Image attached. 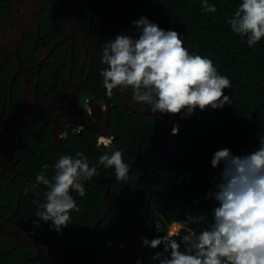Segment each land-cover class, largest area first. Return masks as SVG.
I'll use <instances>...</instances> for the list:
<instances>
[{"label": "flooded vegetation", "instance_id": "flooded-vegetation-1", "mask_svg": "<svg viewBox=\"0 0 264 264\" xmlns=\"http://www.w3.org/2000/svg\"><path fill=\"white\" fill-rule=\"evenodd\" d=\"M22 1L0 0V46L6 43L5 23L10 22L11 17H15L16 23H23L20 15L24 8L19 6ZM70 1L48 0L41 7L37 17L31 16L24 23L21 38L17 44V52L16 38L13 39V45L7 46V50L11 48L15 52H9L7 61L0 73V80L2 81H4L3 76L10 74L7 83L8 88L3 92L8 95V98L3 93H0V159H3L7 142L13 136L19 123L18 115L21 113L25 114L24 90L26 88L30 89L39 103L55 102V104L51 111L41 114L28 127L24 137L17 143L12 158L8 161L2 160L3 162L0 160V228L1 225H4L7 228L17 229L20 231L22 237L32 241L36 245L35 247L27 245L23 241L13 237L16 242H11L10 250L5 252L0 251V264L3 255H10L12 258V253L22 251L23 245L30 247L29 250L25 251V253H28L26 255L28 260L33 257L34 260H38L41 256L49 255L40 250L48 247L50 243L57 246L59 251L62 246L61 242H57V231L52 227L49 232L47 231L50 228L51 221L44 222L40 220L38 226L33 223L34 220H37L35 213L40 210L39 204L45 198L38 186L33 187L36 185V178L32 176L35 175L37 177L42 169L39 171L37 164H32L30 160L26 163V160L20 155L19 151L21 141H23L30 131L41 133V131L46 130L52 136L51 141L54 149L48 147L45 154L48 155L49 153L50 158L54 159V161H57L61 155L65 154L75 156L79 152V148L74 144V140H76L75 136L88 131L96 135L97 144L102 154L110 149H118L117 142H119V135L113 134L114 129L111 127L114 120V112L118 111L120 107L128 110L124 106V100L120 96V92L129 91L130 98L132 99V90L130 88H116L113 89L111 95H108L107 90L103 86V77L100 75L101 69L107 67V65L101 63L102 45L111 39L114 40L118 34H128L135 37L137 32L132 25V21L138 19L141 15L148 17L152 22L159 24L161 28L167 30L165 23L157 20L158 17H156L155 12L151 9L154 2L152 0ZM7 44L9 45L8 41ZM61 73H63L62 76L60 75ZM12 78H14V81L10 89ZM135 104L142 108H151L147 104ZM78 122L90 124V126L96 129H86L84 125ZM55 133H58V135H55ZM55 136L60 137V145L64 153L57 147ZM101 137L111 140V144L107 149L103 150L100 148V146H104L102 143H98ZM56 152L60 156H56ZM88 162L90 166L91 155L88 156ZM102 169L103 167L98 168L99 173L96 176L103 177L100 180L103 191V211L92 222H88L91 220L89 218L94 216V212L99 208V205L95 209L93 207L87 209L85 206L89 203H86L84 198L80 200L77 194L75 200L78 207L80 205L82 215L74 217L76 225L80 222H78L77 218L81 217L82 219V228L77 238L79 252H81L80 241L84 240L85 243L88 237L96 232L97 229L107 230V227L111 228L108 231V241L109 238L112 239L110 245L105 250L102 249L108 243L107 241L101 247V250L96 252L100 255L101 252L108 250L107 255L103 259V264H108V260L120 256L133 230H137V238L138 233L149 218L151 198L147 189H144V180L142 191L147 192V203L146 209L143 212H139V206H142L144 203L142 200L143 192H139L134 203L125 202L124 195L126 190L121 193L125 182L120 184L118 189L115 186L111 187V183L115 177L114 172L105 174L102 172ZM100 182L98 181L97 183ZM83 184L87 192L94 193L98 191L97 189H100L94 186L90 180L84 181ZM106 187L108 188L109 200L112 204L111 209L109 214L100 220L99 225L96 228H92L91 226L107 212L108 206L105 200ZM31 188L34 189L38 197V203L31 202L27 198V195H24L30 192ZM93 193L88 194L92 195ZM96 202H98L97 198L94 201L90 200V204L94 207ZM147 209H149V213L146 214ZM71 214H74V211ZM89 214L91 216H87ZM144 214H146V217L138 225L135 216ZM83 231L88 233L85 238L82 237ZM118 233L126 235L122 244L123 246L120 248L118 246L112 247L114 237ZM1 234L4 233L0 231ZM136 238L130 247L128 258H123L118 263L114 262V264L134 263L130 259V254L134 249ZM67 243L73 244L74 240H70ZM71 251L68 248L62 251V253L68 255ZM138 260L141 262L139 258L135 264H137ZM10 263L11 261L8 260L7 264Z\"/></svg>", "mask_w": 264, "mask_h": 264}, {"label": "trees", "instance_id": "trees-1", "mask_svg": "<svg viewBox=\"0 0 264 264\" xmlns=\"http://www.w3.org/2000/svg\"><path fill=\"white\" fill-rule=\"evenodd\" d=\"M152 1L154 2L151 9L158 17L157 20L164 22L167 30L180 32L183 45L191 54L210 58L218 72L230 78L231 88L223 91L225 95L230 96L232 104H225L223 108L218 109L208 107L203 111L197 108L194 114L183 119L182 113L174 115L179 132L171 135L167 153L152 176L151 211L137 235L134 249L130 254L133 264L139 258L141 264H158L157 261L150 260V257L157 250H162V246L160 249L144 246L142 237L152 239L163 236L168 233L170 224L178 222L183 225L182 234L175 236L179 241L181 236L189 234V229L199 233L211 223L216 201L205 197L210 190H215L213 177L218 180L223 167V164L216 168L212 167L211 159L215 151L226 147L234 154L240 155L242 152L253 151L259 146V140L264 139V37L250 48L247 37L234 33L228 23L242 0H208L210 5H215L217 9L215 13L206 12L201 7V0ZM9 75L3 76L4 81L0 80V93L7 90ZM60 75L62 76L63 73ZM3 95L8 98L7 94L3 93ZM164 123V119L161 118L160 132ZM155 125L156 121L152 116L132 113L122 107L114 112L111 127L114 129L113 134L119 135L117 147L123 149L125 163L130 162L150 142L154 136ZM75 138L74 144L79 148V152H83L87 157L91 155L90 166L97 168V174L99 167H103L102 172L105 174L114 172V169L105 168L98 163L99 157L103 154L99 150L96 135L88 131ZM51 140L52 136L46 130L41 133L30 131L19 144L20 155L26 163L30 160L32 164H37L39 171L42 165L50 166L46 170L49 179L54 174L55 169L52 166L56 162L50 158L49 153L45 154L48 147L54 149ZM157 152L158 148H155L130 171V184L124 195L125 202L134 203L137 195L142 191L143 182L155 163ZM56 156L60 155L56 152ZM34 176L32 177L36 178ZM102 178L95 175L90 180L94 186L100 188L97 189L98 191L94 193L86 191L84 196H78L80 200L84 198L86 203H89L85 206L87 209L91 207L95 209L99 205L94 216L87 215L91 216L88 222L97 218L104 209L100 182ZM98 181L100 183H97ZM122 183L114 177L111 187L115 186L118 189ZM38 187L45 198L48 189L42 183ZM31 189L24 195H27L31 202L38 203V197L34 189ZM142 192L144 203L139 206V212L146 209L147 203V192ZM96 198L98 202L94 207L90 204V200L94 201ZM73 211L74 214L70 213L71 223L57 232V242L62 244L61 252L69 248L72 250L68 253L69 257L79 254L82 261H87L107 243L108 231L111 228L97 229L88 237L79 252L77 238L82 228V219L78 217L80 222L76 225L75 217L81 216L82 211ZM189 215H203L204 219L195 224H186L185 219ZM155 223L159 224L161 231L156 230ZM175 228L177 229L178 226L176 225ZM50 229L51 227L47 231L49 232ZM171 232L177 231L171 229ZM125 237L124 233H118L111 246L120 248ZM70 240H74V243H67ZM11 242H16L13 237L1 234L0 251L10 250ZM23 247L22 251L12 253V258L10 255H3L1 264H7L8 260L11 261L10 264H61L50 255L41 256L38 260H34V257L28 260L26 257L28 253L25 251L30 247L25 245ZM181 247L183 249V245ZM107 253L108 250L101 252L91 264H103ZM31 260L33 261L30 262Z\"/></svg>", "mask_w": 264, "mask_h": 264}, {"label": "clouds", "instance_id": "clouds-1", "mask_svg": "<svg viewBox=\"0 0 264 264\" xmlns=\"http://www.w3.org/2000/svg\"><path fill=\"white\" fill-rule=\"evenodd\" d=\"M201 7L206 12L217 11L208 0H201ZM228 23L253 47L264 37V0H242ZM132 25L137 32L135 37L118 34L102 45L101 63L107 67L101 69L100 75L108 95L116 88H130L134 103L150 105L152 112L161 114L182 113V119L190 117L197 108L203 111L232 104L223 91L231 88L230 78L221 75L210 58L191 54L184 47L180 32L165 30L144 15L133 20ZM178 132L179 127L174 125L172 134ZM98 143L107 149L111 140L101 137ZM98 163L114 169L117 181L129 180L123 149L105 151ZM221 164L219 179L213 177L215 190L205 197L216 201L211 223L199 233L189 229V234L179 241L175 238L177 232L152 239L142 237L144 246H162L150 260L158 264H264V139L253 151L240 155L226 147L215 151L211 165L216 168ZM49 167L42 165L33 186L42 183L48 189L33 223L38 226L40 220L51 221L50 227L60 232L71 223L70 213L80 210L70 190L84 196L83 182L97 175V168L89 166L83 152L61 155L52 166L55 171L50 179L46 175ZM203 219V215H189L185 223L195 224ZM175 223L181 226L178 222L170 225ZM155 228L161 231L158 223ZM137 264L141 262L138 260Z\"/></svg>", "mask_w": 264, "mask_h": 264}, {"label": "water", "instance_id": "water-1", "mask_svg": "<svg viewBox=\"0 0 264 264\" xmlns=\"http://www.w3.org/2000/svg\"><path fill=\"white\" fill-rule=\"evenodd\" d=\"M47 1L48 0H23L19 4L20 7L24 8V10L22 11V13L20 15L23 23H21V24L16 23L15 17H11L10 22L8 21L5 23V30H6L5 40H6V43L4 45L0 46V73L2 71L3 66L5 65V63L7 61V57L9 55V52L14 51L11 48H10V50H7L8 47H10V45L14 44L13 39L16 38V52H17V47H18L17 44L19 43V40L21 38V33H22L23 27L25 25L24 23L28 19H30L31 16L37 17L41 7H43ZM68 2H71V1L68 0ZM7 41L9 43V45L7 44ZM13 81H14V78H12V80L10 82V89H11V86L13 84ZM120 96L124 100V106L126 109H128L129 111L134 112V113L152 116L156 120L154 136L152 137L150 142L147 144V146L142 150V152H140L138 154V156L128 164L129 165V173H128L129 180L125 181V183L122 187V191H121V193H123L126 190V187L128 186V184L130 183V171L133 169V167L136 165V163L141 158L146 157L148 154H150V152L153 150V148L157 147L158 152H157V155L155 158L154 166L151 169L148 176L146 177L145 183H144V189H147L149 197L151 198V195L153 193V188H152V184H151L152 175L159 168L160 163L163 161V159L167 153L169 143L171 140L172 128L176 123V119H175V116L173 114H161L159 112H152L150 108H142V107L136 105L133 102V100L130 98L129 91H127V90L121 91ZM24 99H25V101H24L25 102L24 103L25 104L24 105L25 114L21 113L18 115L19 123L17 124V127L13 133V136L7 142V146H6L4 153H3V159H0L1 161L2 160L8 161V160H10V158H12V155L14 154L15 147H16L17 143L21 140V138L24 137V135L27 132L28 127L34 121H36L40 117L41 114H44V113L51 111L53 109L54 104H55V102L39 103L36 100L35 95L30 91V89L28 90L27 88L24 90ZM161 118L164 119L165 123H164L162 131L160 132L158 125H159ZM81 124L84 125L86 129H92V128L96 129L93 126H90V124H84V123H81ZM56 134L58 135V133H55V135ZM55 142H56L59 150L62 153H64V150L62 149V147L60 145L61 140H60L59 136H55ZM100 148L103 150L105 149L104 146H100ZM114 176H115V173H114ZM108 179H110V178H108ZM70 194L73 196L74 199L77 196V193L75 191H72V190H70ZM105 200H106V204L108 206L107 212H105L104 216L101 217L100 219H98L95 222V224H93L91 226L92 228H96L99 225L100 220L102 218H105L109 214V211L111 209L112 204L110 203V200H109V193H108L107 187H106ZM149 202H150V200H149ZM147 213H149V209H147L146 214ZM146 214L141 215V216H138V215L135 216V219H136L138 225L141 223V220L146 217ZM176 224L177 223H175L174 225H176ZM0 231L6 235L12 236V237H14L20 241H23L27 245H31L33 247L36 246L32 241H29L26 238L22 237L20 231L17 229L7 228L4 225H1ZM136 231L137 230H133L130 233V236H129V238L125 244V247L123 248L120 256H118L117 258H114V259L112 258L111 260H108L107 261L108 264H114V262L118 263L121 259H123V258L127 259L128 258V253H129L130 247L132 246L133 241L136 238ZM87 234H88L87 232L83 231L82 237L85 238L87 236ZM111 240L112 239L109 238L108 243L104 247H102L103 250H105L110 245ZM83 243H84V240L80 241V243H79L80 249H81ZM37 248L40 249L39 247H37ZM40 251L46 252L47 254L51 255L52 257L57 259L61 264H91L96 259V257L99 255V253H96L89 260L82 261L80 259L79 254L75 257H69L66 253L60 252L58 247L55 246L53 243H50L48 247H46Z\"/></svg>", "mask_w": 264, "mask_h": 264}, {"label": "rangeland", "instance_id": "rangeland-1", "mask_svg": "<svg viewBox=\"0 0 264 264\" xmlns=\"http://www.w3.org/2000/svg\"><path fill=\"white\" fill-rule=\"evenodd\" d=\"M174 225V224H173ZM173 225L171 226L170 225V227L168 228V232H171V227H173ZM178 225V224H177ZM182 227H183V225L181 224V226H179L178 225V228L176 229L177 230V233H178V235H181L182 234Z\"/></svg>", "mask_w": 264, "mask_h": 264}, {"label": "bare ground", "instance_id": "bare-ground-1", "mask_svg": "<svg viewBox=\"0 0 264 264\" xmlns=\"http://www.w3.org/2000/svg\"><path fill=\"white\" fill-rule=\"evenodd\" d=\"M176 225H177V224H176ZM176 225H174L173 227H171V229H172V230L174 229L175 231H177L176 228H175ZM177 226H178V225H177Z\"/></svg>", "mask_w": 264, "mask_h": 264}]
</instances>
